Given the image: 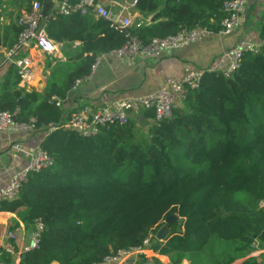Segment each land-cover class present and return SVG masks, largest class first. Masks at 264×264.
Returning a JSON list of instances; mask_svg holds the SVG:
<instances>
[{"label": "trees", "instance_id": "1", "mask_svg": "<svg viewBox=\"0 0 264 264\" xmlns=\"http://www.w3.org/2000/svg\"><path fill=\"white\" fill-rule=\"evenodd\" d=\"M224 1L137 0L139 10L156 13L131 32L149 42L198 24L219 30ZM260 22L264 38V9ZM46 29L70 48L80 42L68 53L74 65L62 81L55 69L43 92L4 90L0 100L17 120L37 116L39 128L56 125L42 142L54 165L32 173L16 199L0 202V210L15 212L27 227L38 218L46 225L40 246L18 264H96L141 245L173 214L181 223H168L171 237L155 239L153 247L176 263L232 264L231 251L243 253L257 241L264 248V48L246 54L230 77L207 70L172 117L157 119L155 110L143 109L127 124L83 137L62 122L63 110L51 98L65 99L100 54L128 37L91 13L58 15ZM13 30L18 37L21 27ZM0 254V264H15L11 253ZM237 264L260 263L251 257Z\"/></svg>", "mask_w": 264, "mask_h": 264}, {"label": "built area", "instance_id": "2", "mask_svg": "<svg viewBox=\"0 0 264 264\" xmlns=\"http://www.w3.org/2000/svg\"><path fill=\"white\" fill-rule=\"evenodd\" d=\"M55 1H57L56 6L45 12V5L42 0H32L31 8L23 11L18 18L17 22L21 27V31L16 42L3 51V55L16 66L20 84L24 88L32 87L38 79L33 59L27 49L34 45L44 52L59 55L65 46V42L50 37L46 29L50 19L58 15L70 16L74 13L83 15L91 13L105 18L112 27L125 32L128 38L122 46L101 55V57L112 56L123 61L137 56L160 57L164 51L201 41L211 34H231L240 27L242 15L246 11L250 0H225L223 4L225 15L221 20L219 30H213L198 24L193 28H183L165 37H153L149 42L143 41L131 32L134 28L131 8L136 6L137 0H79L75 3L69 0ZM127 29H130L129 32H126ZM263 48L264 38H259L255 42L241 40L237 46L224 51L214 67L208 69V71H219L226 77H230L239 68L246 54H258ZM100 60L101 58L97 57L91 66L90 73L74 81L69 90L70 92L75 91L81 83L91 78ZM206 71L202 69L192 70L180 79L166 77L161 88L142 95L127 96L124 99L125 104L138 112L143 109H153L157 119L172 117L175 109L182 106L187 99L189 90L200 86ZM51 101H54L57 106H63V99L57 95H53ZM127 107L111 105L94 108L89 104H79L69 111L65 125L74 128L83 137H93L98 135L105 127L127 124L132 117ZM38 129L37 116H31L28 120H17L10 110L0 109V132H33ZM54 162L55 158L40 145L32 153L29 163L16 170L0 187V202L16 199L32 173L53 166ZM45 226L43 219L38 218L32 226L29 241L19 245L16 244V241L20 235L14 230H9V242L4 249L14 256L15 261H20L27 252L40 246ZM156 238L157 234L151 233L143 240L141 245L119 249L105 256L96 264H122L129 259L135 261L150 247ZM252 247L255 250L262 251V247L258 242H254Z\"/></svg>", "mask_w": 264, "mask_h": 264}, {"label": "crops", "instance_id": "3", "mask_svg": "<svg viewBox=\"0 0 264 264\" xmlns=\"http://www.w3.org/2000/svg\"><path fill=\"white\" fill-rule=\"evenodd\" d=\"M56 3L55 0L47 3L46 11L53 9ZM28 9L26 0L0 1V100L4 90L25 89L26 91L43 92L55 69L61 68L64 64L69 68L74 65V58L68 53L76 51L80 44L79 41L72 43L71 48L65 44L59 55L44 52L33 45L27 51L33 59L38 79L30 88L21 86L16 66L3 55V51L16 42L17 36L13 25L20 27L17 22L18 18L23 11ZM263 9L264 0H251L248 9L246 8L242 15L240 27L233 33L228 35L211 34L201 41L164 51L160 57L137 56L121 61L112 56L101 57L102 54H100L98 56L101 58L100 63L91 78L81 83L75 91L68 92L66 98L63 99L62 122L67 121L69 111L79 104H89L94 108L111 105L127 107L124 101L127 96L155 91L163 86L166 77L180 79L192 70L213 68L221 54L237 46L241 40L255 42L261 38L260 13ZM155 13L141 11L136 6L132 7L131 15L134 20V28L151 24ZM58 80L62 81V78L59 77ZM127 108L131 116H137L140 113V111ZM53 125L55 124H52L48 129H53ZM48 129L39 128L33 132L20 133L0 132V187L16 170L29 163L32 153L42 145L45 136L49 133ZM176 216L177 220L175 221L181 223V217L177 214ZM165 226L169 229L168 235L165 240L156 238L159 241L166 242L171 237V227L168 222ZM9 230H14L20 235L16 241V244L19 245L29 241L32 226L27 227L21 216L15 212L0 210V253L9 242ZM153 244L152 242L150 247L132 263H129L131 260L129 259L122 264H141L149 257L154 260V264L157 259L164 264H212L217 262L214 259H208V261L198 259L193 263L192 260L184 258L176 263L169 254H161L154 249ZM231 254L236 258L232 264L243 262L251 257L257 258L258 263L264 264L263 247L262 251L251 247L243 253L238 254L231 251ZM18 263L19 261H15V264ZM52 264L60 263L53 262Z\"/></svg>", "mask_w": 264, "mask_h": 264}, {"label": "water", "instance_id": "4", "mask_svg": "<svg viewBox=\"0 0 264 264\" xmlns=\"http://www.w3.org/2000/svg\"><path fill=\"white\" fill-rule=\"evenodd\" d=\"M46 9L48 8V5H46V7H45ZM46 9L44 10L45 12H46ZM129 30L130 29H127L126 30V32H129ZM21 100L22 99H20V101H19V103L21 102ZM15 118H16V116H15ZM56 127V125H53L52 126V128H55ZM175 220H177V216L175 215V214H173V215H169V216H167L166 217V222H168V223H172V222H174ZM168 232H169V229H168V227H161V229L158 231V233H157V238L158 239H160V240H165L166 239V237H167V235H168ZM134 260L133 259H131L130 261H129V263H132ZM141 264H154V260L151 258V257H149V258H147V260L146 261H144L143 263H141Z\"/></svg>", "mask_w": 264, "mask_h": 264}, {"label": "rangeland", "instance_id": "5", "mask_svg": "<svg viewBox=\"0 0 264 264\" xmlns=\"http://www.w3.org/2000/svg\"><path fill=\"white\" fill-rule=\"evenodd\" d=\"M68 71H69V67H68V65H65V64H64V65L61 66V68L55 70V73H56L57 76L60 77V79H61L64 75H66V74L68 73ZM165 221H166V220H165ZM162 227H165V225L162 226Z\"/></svg>", "mask_w": 264, "mask_h": 264}]
</instances>
